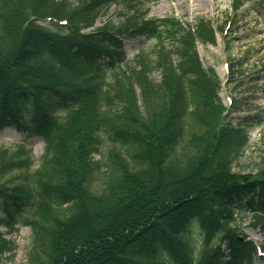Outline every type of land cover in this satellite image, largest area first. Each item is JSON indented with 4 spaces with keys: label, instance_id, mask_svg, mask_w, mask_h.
<instances>
[{
    "label": "trees",
    "instance_id": "obj_1",
    "mask_svg": "<svg viewBox=\"0 0 264 264\" xmlns=\"http://www.w3.org/2000/svg\"><path fill=\"white\" fill-rule=\"evenodd\" d=\"M123 1L0 0V132L45 143L35 172L25 144L0 148V229H32L28 264L264 262L239 224L264 233V171L234 172L247 136L218 124L221 82L197 48L227 17L188 26L130 4L96 26ZM167 39L153 71H127V42ZM12 244L0 231V254Z\"/></svg>",
    "mask_w": 264,
    "mask_h": 264
},
{
    "label": "rangeland",
    "instance_id": "obj_2",
    "mask_svg": "<svg viewBox=\"0 0 264 264\" xmlns=\"http://www.w3.org/2000/svg\"><path fill=\"white\" fill-rule=\"evenodd\" d=\"M130 4L147 12L148 19L173 17L188 26H194L198 18L221 23L227 17L226 24L224 21L222 24V34L217 33L207 46L198 44V53L205 70H213L221 82L219 98L224 111L218 116V124L239 127L247 136V145L234 163V172L257 175L264 171V0H240L243 7L238 12L232 8L236 0L123 1L108 6L98 18L96 26L116 28L122 25L134 14ZM232 19V23L229 22ZM175 46L176 43L170 39L161 42L150 40L143 44L129 41L125 45L126 69L130 71L141 64L143 70L153 71V63L171 56ZM175 59L172 56V60ZM150 78L158 82L161 75L151 72ZM217 130L214 127L212 133ZM21 144H25L30 153V171H37L45 153V143L40 138L26 140L24 135L10 129L0 132V148L13 153L18 151ZM94 159L99 161L100 155L94 156ZM12 176H4L3 181ZM100 178L98 175L94 179L97 182ZM251 223L249 217L244 216L239 220L250 239L264 248V233L254 229ZM0 231L13 242L12 250L0 254L2 264H28L32 229L21 226L14 231L6 228Z\"/></svg>",
    "mask_w": 264,
    "mask_h": 264
}]
</instances>
